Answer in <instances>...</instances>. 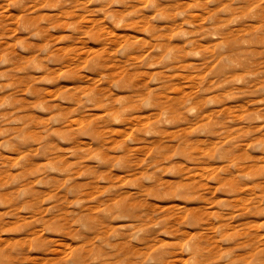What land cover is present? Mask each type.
<instances>
[{
  "label": "rangeland",
  "instance_id": "rangeland-1",
  "mask_svg": "<svg viewBox=\"0 0 264 264\" xmlns=\"http://www.w3.org/2000/svg\"><path fill=\"white\" fill-rule=\"evenodd\" d=\"M0 264H264V0H0Z\"/></svg>",
  "mask_w": 264,
  "mask_h": 264
}]
</instances>
